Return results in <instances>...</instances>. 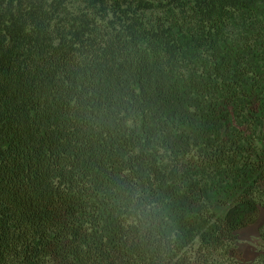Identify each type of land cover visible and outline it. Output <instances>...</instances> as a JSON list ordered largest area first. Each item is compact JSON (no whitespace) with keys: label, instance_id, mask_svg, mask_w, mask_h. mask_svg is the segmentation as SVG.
<instances>
[{"label":"trees","instance_id":"16d2710c","mask_svg":"<svg viewBox=\"0 0 264 264\" xmlns=\"http://www.w3.org/2000/svg\"><path fill=\"white\" fill-rule=\"evenodd\" d=\"M263 209L264 0H0V264H246Z\"/></svg>","mask_w":264,"mask_h":264},{"label":"rangeland","instance_id":"374dc122","mask_svg":"<svg viewBox=\"0 0 264 264\" xmlns=\"http://www.w3.org/2000/svg\"><path fill=\"white\" fill-rule=\"evenodd\" d=\"M225 211L226 207L218 209L221 214ZM260 225H264V209L256 224L238 231L237 257L243 263L264 264V241L260 236Z\"/></svg>","mask_w":264,"mask_h":264}]
</instances>
